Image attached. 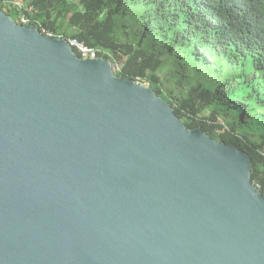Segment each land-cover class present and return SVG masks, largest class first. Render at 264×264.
Here are the masks:
<instances>
[{"label":"water","instance_id":"1","mask_svg":"<svg viewBox=\"0 0 264 264\" xmlns=\"http://www.w3.org/2000/svg\"><path fill=\"white\" fill-rule=\"evenodd\" d=\"M0 264H264V195L246 152L0 9Z\"/></svg>","mask_w":264,"mask_h":264},{"label":"trees","instance_id":"2","mask_svg":"<svg viewBox=\"0 0 264 264\" xmlns=\"http://www.w3.org/2000/svg\"><path fill=\"white\" fill-rule=\"evenodd\" d=\"M15 1L0 0V9L16 21ZM27 7L40 31L104 49L112 63L126 58L119 77L148 81L187 128L246 152L264 195V0H31ZM216 64L230 69L221 76ZM165 66L184 90L180 101L164 94Z\"/></svg>","mask_w":264,"mask_h":264},{"label":"rangeland","instance_id":"3","mask_svg":"<svg viewBox=\"0 0 264 264\" xmlns=\"http://www.w3.org/2000/svg\"><path fill=\"white\" fill-rule=\"evenodd\" d=\"M31 0H17L14 3L17 4L19 7H23L24 8H28L27 7V3L30 2ZM29 9V8H28ZM18 16L16 18V22L21 24V17H22V13L19 12L17 13ZM41 24V23H40ZM56 36H63V35H56ZM65 37V36H63ZM126 62V58H120L117 60L113 61V67L115 70V73L119 72L120 70H122V67L124 65V63ZM219 64L215 65V71H217V73L219 75H224L230 68L228 64H224L223 66L219 67ZM169 68L167 66L163 67L158 75L161 78V81L163 83L162 85V89L164 91V94L166 95V97L171 100H175L178 99V101H180V99L183 97V92L184 90L176 83V79L171 77L169 75ZM187 73L186 71L184 72V74L182 76H185ZM186 80H192L191 78H187ZM141 84L145 85V86H149V82L148 81H140Z\"/></svg>","mask_w":264,"mask_h":264},{"label":"built area","instance_id":"4","mask_svg":"<svg viewBox=\"0 0 264 264\" xmlns=\"http://www.w3.org/2000/svg\"><path fill=\"white\" fill-rule=\"evenodd\" d=\"M15 6H17L19 8V11L22 13V17H21V25H32V23H37L39 24V26H41V24L39 22H35L33 20V18L29 17L25 11L28 10L29 12L32 11V7L28 8H24V6L21 8L19 7L17 4L13 3ZM36 26V25H35ZM37 27V26H36ZM42 28V33L48 35L49 37H59V38H64L66 39L70 46L73 49H76L78 51V53L80 54V57L84 58V59H95V58H99L102 57L104 58V56L108 55V52L104 49L101 48H91L86 46L83 42L79 41L77 38H65L63 36H56L54 33L46 30L45 28Z\"/></svg>","mask_w":264,"mask_h":264}]
</instances>
